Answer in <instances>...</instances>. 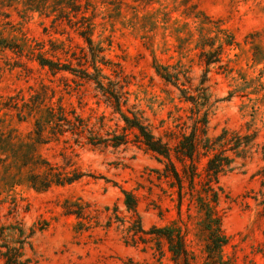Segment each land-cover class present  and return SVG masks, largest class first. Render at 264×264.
<instances>
[{
	"label": "rangeland",
	"instance_id": "374dc122",
	"mask_svg": "<svg viewBox=\"0 0 264 264\" xmlns=\"http://www.w3.org/2000/svg\"><path fill=\"white\" fill-rule=\"evenodd\" d=\"M229 33L234 42L207 71L202 36L221 44ZM41 55L65 67L51 71L38 62ZM94 64L105 87L123 92V113L171 144L190 131L191 104L156 66L179 73L180 87L193 89L207 71L215 101L209 135L224 127L256 132L248 156L220 178L228 195L219 206L228 234L223 257L264 264V0H0V140L26 142L52 166L82 173L72 183L35 188L30 168L13 166V152L0 147V228L36 229L24 250L28 264H174L164 241L159 250L154 235L130 237L123 190L135 194L146 231L177 219V194L159 178L155 154L87 77ZM61 108L68 119L83 120L81 130L60 131L56 117L48 120ZM5 234L0 243L14 237ZM187 243L195 264H205L195 222Z\"/></svg>",
	"mask_w": 264,
	"mask_h": 264
},
{
	"label": "trees",
	"instance_id": "16d2710c",
	"mask_svg": "<svg viewBox=\"0 0 264 264\" xmlns=\"http://www.w3.org/2000/svg\"><path fill=\"white\" fill-rule=\"evenodd\" d=\"M87 19L86 15L82 16ZM88 20V19H87ZM90 24L87 30L81 31L85 36L89 32ZM224 43L217 44L216 37L207 35L202 36L200 56L204 59L208 68L213 63L222 62V53L224 45H231L234 42V36L229 34ZM88 43L90 38L87 37ZM208 46L209 49L205 50ZM96 57V56H95ZM41 65H47L51 71H58L65 66L60 62L48 60L42 55L38 57ZM96 73L94 76L86 74L92 79L98 88H100L108 99L115 104L116 110L122 114V120L127 128L134 129L136 139L141 142L148 150L155 154V158L163 165L159 172V178H164L170 188L176 192L177 219L171 224L163 227L153 226L146 231L143 228L139 212L137 210V200L135 194L128 190H123L124 204L131 212L130 222L132 224L130 237L136 241V235L151 234L154 235L158 249L161 250V243L164 241L168 250L171 252V258L174 264H195V253L189 248L187 235L191 232V226L195 222L197 230L201 233L203 239L204 263L205 264H233L229 259L223 257V247L228 243V234L225 232L222 224L223 213L219 206L223 197H228L220 178L231 171L235 159L246 158L252 147V141L256 137L254 133H242L237 129L222 128L220 133L210 136L208 133L209 115L214 102L205 82L208 80L207 71L201 82L193 87H187L184 84L179 85L180 74L172 73L166 67L157 65V72L167 82L176 85L181 96L191 104L190 118L192 124L189 132H184L173 144L164 140L163 137L156 135L148 125L141 122L138 116L133 118L125 115L121 110L120 104L123 98V92L117 89L115 85L105 87L100 79V71L94 64ZM71 70V69H70ZM87 73V72H85ZM187 82H191L187 80ZM62 109V108H61ZM51 118L56 117L59 122L60 131L78 132L83 127V120L78 116L68 119L61 110L60 114L50 111ZM47 120V121H48ZM37 138L43 136L44 125L37 121ZM67 127V128H66ZM39 142V140H36ZM126 141L120 138V142ZM0 147L13 152L12 165L19 169L26 166L30 168L27 180L33 187L47 189L53 183L66 184L72 183L78 179L82 173L73 171L65 173L57 167L52 166L50 162L41 159L37 155V149H33L26 142L19 147L12 143L11 138L1 137ZM205 157V162L200 168L199 162ZM44 168V169H43ZM264 186V179L261 180ZM264 203V200L262 201ZM185 206V210L183 207ZM137 222V223H134ZM43 228L44 227H40ZM36 231L32 228L26 232L23 224L15 223L8 226L2 225L0 228V237L5 239L6 232L13 233L14 237L9 242L4 240L0 243V264H28L30 258L25 255L26 245H31V237ZM144 241L143 237H139Z\"/></svg>",
	"mask_w": 264,
	"mask_h": 264
}]
</instances>
